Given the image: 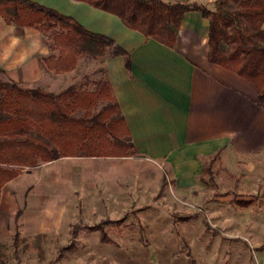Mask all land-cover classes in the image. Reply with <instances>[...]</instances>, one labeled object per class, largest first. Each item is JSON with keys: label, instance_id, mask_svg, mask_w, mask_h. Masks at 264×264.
Returning a JSON list of instances; mask_svg holds the SVG:
<instances>
[{"label": "crops", "instance_id": "crops-1", "mask_svg": "<svg viewBox=\"0 0 264 264\" xmlns=\"http://www.w3.org/2000/svg\"><path fill=\"white\" fill-rule=\"evenodd\" d=\"M31 1L72 17L90 32L110 37L129 54L128 69L123 56L106 55L93 61L100 63L138 158L65 157L26 169L23 179L19 173L0 190V219L13 220L22 208L21 235L46 234L67 223L65 196L71 192L100 193L102 186L123 190L124 182H143L148 172L158 181L163 166L173 180L170 190L187 195L205 188L200 180L203 161L245 157L251 162L252 155H264V102L259 103L252 84L207 61L208 22L199 12L185 14L174 47L169 48L81 1ZM45 57L39 32L6 25L0 16V69L7 80L28 88L44 81L45 89L54 93L60 82L55 78L67 81L78 61L74 71L55 75L47 71ZM134 162L144 164L140 172L129 170ZM47 174L56 195L52 200L35 193L38 179L44 180ZM29 176L37 180L31 184ZM177 260L187 263L180 256H170V264Z\"/></svg>", "mask_w": 264, "mask_h": 264}, {"label": "trees", "instance_id": "trees-1", "mask_svg": "<svg viewBox=\"0 0 264 264\" xmlns=\"http://www.w3.org/2000/svg\"><path fill=\"white\" fill-rule=\"evenodd\" d=\"M76 1L115 15L125 27L169 48L174 47L185 14L199 12L208 22L207 61L252 84L259 103L264 102V0H216L213 10L199 3L162 0ZM0 16L6 25L40 33L54 31L52 54L43 63L55 75L74 71L83 55L93 60L123 56L129 68V54L113 39L90 32L72 17L31 0H0ZM2 76L0 69V190L21 170L65 157L138 158L104 77L94 83L93 91L71 85L54 94L5 81ZM98 102L104 105L94 115ZM77 111H83L82 118L74 116ZM240 204L248 206L247 202ZM21 213L22 208L13 218L14 246L20 238ZM35 238L40 240L41 234ZM0 261L3 264L1 256Z\"/></svg>", "mask_w": 264, "mask_h": 264}, {"label": "rangeland", "instance_id": "rangeland-1", "mask_svg": "<svg viewBox=\"0 0 264 264\" xmlns=\"http://www.w3.org/2000/svg\"><path fill=\"white\" fill-rule=\"evenodd\" d=\"M165 1L189 3L188 0ZM199 2L213 10L215 1ZM40 34L47 57L52 54L50 39L54 31ZM77 61V69L66 76L67 81L63 77L55 78L60 82L54 93L68 84L81 91H93L94 83L103 79L99 62L84 55ZM2 79L7 81L5 76ZM43 82H38L37 88L48 92ZM103 105L98 102L93 114ZM74 116L82 118L83 111H77ZM250 158L251 162L245 157L241 161L222 162L215 157L210 162L203 161L200 180L205 188L187 195L170 190L173 180L163 166L158 181L148 172L143 182H124L123 190L98 186L100 193L71 192L65 196L67 223L58 230L41 234L40 240L35 235L20 233L16 246L13 220L0 219L2 262L170 264L172 255L180 256L186 264H264V155ZM134 163L129 170L140 172L144 164ZM25 171L21 170L20 174ZM44 177V180L38 177L35 193L52 200L56 196L52 192V178L49 174ZM36 180V176H29L31 184ZM242 202L248 206H242ZM180 262L177 260L176 264Z\"/></svg>", "mask_w": 264, "mask_h": 264}]
</instances>
